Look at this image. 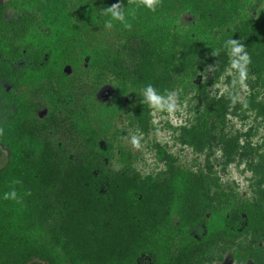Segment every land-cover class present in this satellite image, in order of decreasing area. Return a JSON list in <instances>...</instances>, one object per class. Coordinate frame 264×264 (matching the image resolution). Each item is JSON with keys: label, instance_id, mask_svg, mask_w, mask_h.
I'll return each mask as SVG.
<instances>
[{"label": "trees", "instance_id": "trees-1", "mask_svg": "<svg viewBox=\"0 0 264 264\" xmlns=\"http://www.w3.org/2000/svg\"><path fill=\"white\" fill-rule=\"evenodd\" d=\"M118 2L134 15L109 27L103 10ZM228 39L251 57L242 102L198 78L231 64ZM237 79L226 76L232 91ZM106 84L113 95L97 97ZM147 84L202 104L179 135L203 153L197 170L161 146L163 170L133 168L117 119L130 112L146 130ZM261 93L264 0H160L155 12L142 0H0V264H264V137L254 147L228 119L246 108L264 123ZM216 151L247 161L257 197L221 186ZM15 180L20 199L4 200Z\"/></svg>", "mask_w": 264, "mask_h": 264}, {"label": "rangeland", "instance_id": "rangeland-1", "mask_svg": "<svg viewBox=\"0 0 264 264\" xmlns=\"http://www.w3.org/2000/svg\"><path fill=\"white\" fill-rule=\"evenodd\" d=\"M231 65V64H230ZM228 66L222 75L218 79L214 78L213 70L210 66L206 65L203 70L199 71L198 78L200 81L209 82L212 81L208 87L210 95L227 94L235 97L239 102L245 101L249 94L247 86L236 85L232 91L231 86L226 82V76L234 78L236 71ZM193 90L187 94H183L180 88L173 89L171 93H174V102L176 104L175 110L172 113L157 112L153 110L149 105H146L145 121L144 125L146 130H142L137 125L136 117L131 121L132 113L130 115L123 114L117 119V127L119 130V139L121 146L130 149L135 155V161L133 162V168L136 169L142 176H152L157 171L163 170L165 164L163 160L158 158L160 153V146L173 158L176 163L188 168L190 170H197L201 167L205 161L203 153L195 151L191 146L182 144L179 135L183 126H187L198 108H201L202 104H199L197 100L192 98ZM114 93V89L110 88L109 84L101 88L96 96L102 99L110 98ZM264 93H261L259 99H263ZM230 127L234 131L240 133H246L250 129L248 141L254 147H258L261 144L264 137V123L259 115H256L255 110H249L243 108L235 116H228ZM240 134V143L243 142L244 136ZM136 136L140 138V147L135 148L131 144V139ZM214 169L217 171L221 186L225 190L232 189L238 192L242 197L249 200L257 197L254 186V173L247 166V161H234L225 164L220 157V152L215 153ZM4 163V158L0 159V166ZM114 164L118 163L114 160ZM245 243L246 239H242ZM241 242V241H240ZM242 255L247 257L245 250L242 251ZM264 257V254H263ZM264 262V261H263ZM212 264H255L254 259L247 257L246 260H235L230 255H224L221 260L214 261Z\"/></svg>", "mask_w": 264, "mask_h": 264}, {"label": "clouds", "instance_id": "clouds-1", "mask_svg": "<svg viewBox=\"0 0 264 264\" xmlns=\"http://www.w3.org/2000/svg\"><path fill=\"white\" fill-rule=\"evenodd\" d=\"M144 7L150 11L155 12L157 6L160 3V0H142ZM103 14L110 17V22L108 26H111V21H119L122 24H126V17L134 15V10L132 6L125 8L121 3H116L111 7H108L103 10ZM225 46L230 51L231 59V68L238 73V79L234 81L235 83L245 86V81L248 74V65L251 63V57L248 52L245 50L244 43L240 40L228 39L225 42ZM217 55L219 52L216 53ZM143 102L149 105L153 110L157 112H168L172 113L175 110L176 104L174 102V93L168 92L166 94H161L156 88L151 84H147L142 89ZM233 102H235L236 97H232ZM247 105H245L246 107ZM2 131V130H0ZM131 144L135 148L140 147V138L134 136L131 139ZM13 187L10 191L4 192L2 198L4 200L18 201L20 199V194L15 189L14 185L19 184V180L12 182Z\"/></svg>", "mask_w": 264, "mask_h": 264}]
</instances>
